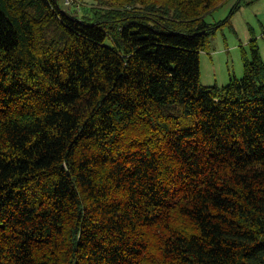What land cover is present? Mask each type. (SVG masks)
I'll return each instance as SVG.
<instances>
[{"label":"trees","instance_id":"1","mask_svg":"<svg viewBox=\"0 0 264 264\" xmlns=\"http://www.w3.org/2000/svg\"><path fill=\"white\" fill-rule=\"evenodd\" d=\"M230 1L0 0V264H264L258 46L201 82Z\"/></svg>","mask_w":264,"mask_h":264},{"label":"rangeland","instance_id":"2","mask_svg":"<svg viewBox=\"0 0 264 264\" xmlns=\"http://www.w3.org/2000/svg\"><path fill=\"white\" fill-rule=\"evenodd\" d=\"M58 1L64 9L72 11L65 0ZM238 2L232 0L206 18L209 24L223 21L226 24L211 39L209 48L200 54L203 85L222 87L233 77L241 79L245 74V57L253 59L254 44L264 60V0L243 4L236 10ZM92 3L93 0H70L71 6L77 8ZM232 11L236 13L230 18Z\"/></svg>","mask_w":264,"mask_h":264}]
</instances>
